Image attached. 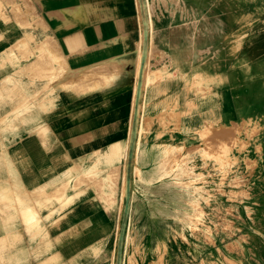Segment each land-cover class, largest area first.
I'll list each match as a JSON object with an SVG mask.
<instances>
[{"label": "crops", "instance_id": "crops-1", "mask_svg": "<svg viewBox=\"0 0 264 264\" xmlns=\"http://www.w3.org/2000/svg\"><path fill=\"white\" fill-rule=\"evenodd\" d=\"M139 3L140 0H0V55L4 56L0 57V201L7 203L12 195V177L17 186L14 193L28 206L27 221L31 224L39 228V209L50 205L42 211H47L42 223L44 234H32L30 238L21 228L19 233L10 230L0 235L8 247V256L10 253L9 264H112L115 257L117 264H122L124 234H118L120 218L109 209L114 201L112 183L105 184L100 193L93 185L66 193L65 186L51 196L40 198L38 193L35 202L20 199L19 193L37 189L52 192L63 177L69 178L67 186L75 187L73 178L78 173L105 164V159L114 161L121 153L120 163L138 160V146L155 147L150 140H143L140 130L149 126L150 136L157 133V100L170 107L174 94L181 92L185 104L194 108L201 119L217 124L230 121L234 115L241 121L252 118L250 112L264 109V80L262 85L248 82L252 76L264 77V58L255 62L247 58L248 68L241 73L246 83L239 100L226 93L230 72H211L216 66L226 65L217 54L216 63H202V68L192 74L186 85L189 93L174 90L172 79H160L155 84L158 78L152 74H148L149 82L145 84L146 73H137L135 28L139 20L134 15ZM28 35L35 38L34 46L28 45L27 50L38 49L42 58L50 57L54 63H61L64 57L71 70L91 68L122 55L124 59L96 68L105 75L97 72L96 78L87 80L86 88L81 90L74 84L77 74L69 75V86L60 87L67 79L49 66L46 71L53 73L48 72L43 91L48 98H44L40 96L43 84L31 65L38 61V52L30 50L35 59L5 55H14V40ZM46 36L52 37L56 45L42 41ZM236 61L237 58L234 65ZM111 69L120 72L109 74ZM157 70L163 76L167 73L165 69ZM95 79H102L106 85L98 86ZM93 86L95 89H91ZM191 123L186 128L197 129ZM116 143L120 146H113ZM80 162L77 174H73L71 169L76 170ZM119 178L118 190L123 175ZM125 206L128 212L130 205ZM175 259L178 258L169 248L168 264Z\"/></svg>", "mask_w": 264, "mask_h": 264}, {"label": "rangeland", "instance_id": "rangeland-1", "mask_svg": "<svg viewBox=\"0 0 264 264\" xmlns=\"http://www.w3.org/2000/svg\"><path fill=\"white\" fill-rule=\"evenodd\" d=\"M137 11V73H146L145 84L152 74L158 78L155 84L168 78L174 90L187 91V82L202 68L200 64H214L220 56L226 65L216 66L211 72H230L226 93L239 100L246 83L242 71L248 68L247 58L252 62L264 58V0H140ZM33 38H17L14 55L4 54L35 59L31 51L38 52V61L31 65L43 84L40 96L44 98H48L43 96L48 72L53 73L46 71L49 66L67 79L60 87L69 86V75L77 74L74 84L81 90L97 72L105 75L96 68L124 59L122 55L91 68L71 70L64 57L61 63H54L50 57L42 58L37 48L27 50L28 45L34 46ZM42 41L56 45L50 36ZM158 68L165 69L166 75ZM118 70L111 69L109 74H119ZM95 80L98 86L106 85L102 79ZM263 80L262 76L248 78L253 84L262 85ZM157 102V133L150 136L149 126L140 130L143 140H150L154 149L141 145L137 147L138 160L133 163H120L121 153L114 161L105 159V164L77 174L80 162L76 170L71 169L77 174L73 178L77 186H67L69 178L63 177L52 192L37 189L19 193L20 199L35 202L38 193L40 198L51 196L65 186L66 193L77 192L85 185L97 186L100 193L105 184L112 183L114 201L109 209L120 218L118 234H124L122 264H168L169 248L178 258L172 264H264V109L250 112L252 118L241 121L238 115H231L234 122L217 124L201 119L185 104L181 92L174 94L170 107ZM191 121L197 129L209 127L198 133L195 127L186 128L192 126ZM120 174L123 178L118 190ZM9 180L13 193L7 203L0 201V235L10 230L19 233L21 228L30 238L32 234H44L42 223L47 211H42L50 205L39 209L40 227L31 224L27 221L28 206L15 195L14 178ZM124 205L125 209L130 205L128 212ZM10 224L11 228L7 227ZM1 239L0 264H9L10 253L8 256V247ZM116 261L115 257L112 264Z\"/></svg>", "mask_w": 264, "mask_h": 264}, {"label": "bare ground", "instance_id": "bare-ground-1", "mask_svg": "<svg viewBox=\"0 0 264 264\" xmlns=\"http://www.w3.org/2000/svg\"><path fill=\"white\" fill-rule=\"evenodd\" d=\"M244 119H245V118H244ZM247 122H248V121H247ZM252 122H253V121H252ZM224 123H225V122H224ZM239 125H240V124H239ZM240 129H241V128H240ZM221 152H222V151H221ZM225 154H227L226 151H225ZM252 164H253V163H252Z\"/></svg>", "mask_w": 264, "mask_h": 264}]
</instances>
